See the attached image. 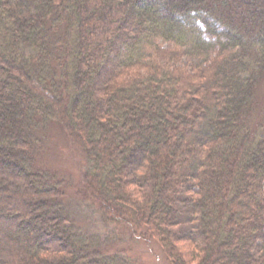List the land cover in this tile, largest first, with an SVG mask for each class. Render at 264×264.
I'll return each instance as SVG.
<instances>
[{
    "label": "trees",
    "instance_id": "16d2710c",
    "mask_svg": "<svg viewBox=\"0 0 264 264\" xmlns=\"http://www.w3.org/2000/svg\"><path fill=\"white\" fill-rule=\"evenodd\" d=\"M262 99L264 0H0V264H141L36 166L51 122L106 222L171 264H264Z\"/></svg>",
    "mask_w": 264,
    "mask_h": 264
},
{
    "label": "rangeland",
    "instance_id": "374dc122",
    "mask_svg": "<svg viewBox=\"0 0 264 264\" xmlns=\"http://www.w3.org/2000/svg\"><path fill=\"white\" fill-rule=\"evenodd\" d=\"M163 45L177 46L173 41H165ZM190 63V57L183 56L178 64ZM36 135L39 138L34 140L36 166L62 183L64 202L76 224L106 239L110 252L125 251L141 264H171L166 252L155 239L146 235L145 229L137 231L129 225L106 222L90 199L80 193L86 161L82 150L70 141L61 124L51 122L36 131Z\"/></svg>",
    "mask_w": 264,
    "mask_h": 264
}]
</instances>
